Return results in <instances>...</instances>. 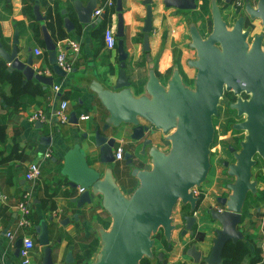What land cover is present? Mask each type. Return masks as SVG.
<instances>
[{
    "label": "water",
    "instance_id": "95a60500",
    "mask_svg": "<svg viewBox=\"0 0 264 264\" xmlns=\"http://www.w3.org/2000/svg\"><path fill=\"white\" fill-rule=\"evenodd\" d=\"M71 14L77 26L84 28L99 21L98 15L91 19L96 0H69ZM145 16L140 27L141 48L147 50V35L151 22V0H143ZM167 7L178 10H196L204 18L203 9L208 12L209 30L200 31V24L187 13L185 17L188 43L194 52L186 64L193 69L191 84H186L176 66L171 67L168 77L161 81L148 64L142 92L134 94L125 74V60L128 52L122 41L121 1L114 0L115 25V77H108V83L85 71L78 76L85 91L94 95L106 114L100 126L94 128L92 142L98 150L97 167L87 164L84 153L75 143L63 155L61 172L66 175L71 187L78 185L82 190L72 197L76 206L90 203L97 198L109 222L106 227H97L98 245L88 264H139L143 257L150 264L161 261L162 252L153 254L154 235L160 231L165 244L171 243V232L178 226L172 221L175 203L186 206L181 215L183 226L179 235L192 232L195 224V210L201 199L193 195L192 187H199L207 181L209 170V148L214 134L212 117L217 114V104L223 91H231L234 99L227 106L240 117L229 126L241 130L237 147L228 144L231 160L220 159L224 174L231 180L224 184L227 192L216 197L217 207H207L205 212L219 223L211 238L206 255L195 247L187 245L186 254L194 263L219 264L221 249L227 241L242 238L241 229L236 227L241 220L242 206L248 194L257 192L258 179L253 178L252 168L257 162H264V0H240L234 9H241L228 24L222 15V7L230 0H161ZM239 7V8H237ZM62 24L66 31L74 27L73 21L60 9ZM33 20L39 22L41 39L47 55L50 70L65 73L55 62V42L47 31L46 14H40L37 3L31 5ZM250 21L244 27V20ZM258 21L260 31L252 32ZM200 22V21H199ZM28 53L20 59L22 46L17 42L14 30L10 45L5 48L0 40V59L6 64L7 72L19 71L21 84L29 79L51 83V77L42 75L32 67ZM247 97H241L240 93ZM74 112H70V118ZM142 120V121H140ZM119 124L129 126V137L139 142V154L146 156L145 163L138 166L130 151L122 155L128 173L136 178V184L124 192L112 172V146L114 138L106 129ZM157 130L163 143H153L147 136ZM165 142V143H164ZM221 206V207H220ZM75 216V215H74ZM48 217L33 226L35 239L40 246V264H54L49 244ZM20 237L14 241V255H18ZM65 263L73 261L70 251L64 257Z\"/></svg>",
    "mask_w": 264,
    "mask_h": 264
},
{
    "label": "crops",
    "instance_id": "0c3cea01",
    "mask_svg": "<svg viewBox=\"0 0 264 264\" xmlns=\"http://www.w3.org/2000/svg\"><path fill=\"white\" fill-rule=\"evenodd\" d=\"M26 1L30 9L33 3H37L40 14H46L47 8L52 9L53 29L51 31L46 28L55 42V47L63 46L65 39H73L77 41L78 49L73 52L67 48L65 51L66 59L70 63L68 71H65L63 75L53 73L47 64L39 22L34 21L32 15L23 12L21 0H0V40L3 46L9 47L15 30L17 42L22 46L20 59L28 53L24 47H29L32 67L38 69L40 74L51 77L50 84L32 78L21 84L20 72H7L6 64L0 59L4 71L15 73L14 75L19 78V85L23 88L18 105H4L1 93L6 94L9 91V82L6 79H0V124L4 126V136L0 141V156H9L0 161V264H19L18 255H14V241L23 235L33 239L27 264H40L41 248L36 243L33 226L40 220L46 221L48 217H51L48 221V239L52 246L53 263L88 264L98 245L96 228L106 227L109 217L99 206L97 198L80 206H76L71 201L72 197L80 192L79 186L69 185L66 175L61 172V167L64 153L75 143L84 153L87 164L97 167L98 150L93 145L92 133L95 127L101 125L106 111L94 95H89L85 91L78 76L89 70L106 84L109 81L108 77L112 79L115 77L117 64L115 47L107 49L103 46L102 30L99 29L100 20L105 18L104 27L109 26L114 30V0L108 7L102 6L104 0H96V8L102 7L100 11L102 16L94 25H86L84 28L77 26L71 14L69 0ZM120 1L123 24L121 38L128 52L125 60V74L133 93L142 92L146 67L150 63L161 81L168 77L173 66L177 67L182 80L185 81L184 76L193 70L186 64V60L194 54L193 50L187 46L185 17L189 13L200 24V31L205 33L210 27L206 9L203 10V18L202 15L197 16L196 10H178L171 6L165 7L161 0H151L148 48L143 50L140 27L145 16V4L143 0ZM222 1L217 0L220 4ZM235 1L230 0V4L227 7L224 5L221 9L222 15L227 17L228 24L241 10L234 9ZM54 7H58L59 12L57 24ZM62 8H66V13L74 23V27L69 31H66L62 24L63 14L60 12ZM98 15L95 17L91 15V19H95ZM46 21L47 17L43 22ZM32 22L37 23L39 33H34L30 26ZM249 22L246 18L244 27ZM255 23L257 24L252 32H258L261 29L257 20ZM60 34L62 37L59 36ZM35 49H39L40 52L34 53ZM190 51L191 56H189ZM54 85L57 89L53 88ZM61 100L66 101L64 108L66 120L63 122L57 121L53 116V109ZM35 111H39L42 118H30ZM70 112H74L75 118H70ZM79 115H87V117L79 118ZM129 132V126L125 124L106 129L107 135L114 138L112 150L115 145H121L123 152L130 151L137 165L142 166L146 156L138 153L139 142L130 139ZM147 136L153 143L163 145L159 131L154 130ZM240 137L235 139L238 140ZM224 138L230 142L234 137L231 133H227ZM222 156L224 153L221 150L218 157ZM217 160V165L211 164L207 172L209 173L207 181L201 184V199L195 210L196 218L192 232L186 231L183 235H179L183 226L181 215L186 213L187 207L176 203L171 216L178 227L171 232L170 245L165 244L161 235L155 239L152 251L153 254L162 252V264H204L202 261L194 263L185 250L187 245L194 244L202 255H206L214 235L213 230L219 227V223L205 212L207 207L217 206L214 205L216 197L222 192V186L231 180V177L227 178L223 173L224 167L220 163V158ZM29 162H36L39 167L38 176L31 181L23 177L24 169ZM112 172L122 191L128 192L136 184V178L128 173V167L122 158L113 160ZM252 173L253 178L258 179V190L254 194H248L242 206L241 220L236 226L241 229V240L247 248L239 264H249L250 260L257 256L260 257V264H264V248L260 246V240L264 235V162L258 161L256 167L252 168ZM25 192H29L27 198ZM20 201H25L27 210L24 213L18 208ZM67 251H70L73 258V261L69 263L64 261ZM85 254L88 255L85 256ZM147 264H150L148 260Z\"/></svg>",
    "mask_w": 264,
    "mask_h": 264
},
{
    "label": "built area",
    "instance_id": "2783aa9c",
    "mask_svg": "<svg viewBox=\"0 0 264 264\" xmlns=\"http://www.w3.org/2000/svg\"><path fill=\"white\" fill-rule=\"evenodd\" d=\"M235 4L239 3V0H236L234 2ZM112 5V0H104L102 6H111ZM102 10V7L94 8L91 12V15L93 17L97 16L100 11ZM101 39L103 46L107 49H113L115 47V36H114V30L109 27L105 26L102 29L101 32ZM64 45L63 46H56L55 47V62L56 64L64 71H68L70 69V63L66 59V49L69 48L71 51L75 52L78 49V43L76 40L73 39H65L64 40ZM39 49H35L34 53H39ZM54 89H57V86H53ZM66 106V101L61 100L58 105L53 109V116L57 121L63 122L66 120V114L64 111V108ZM87 115H79V118H86ZM30 118H42V115L39 111H35L30 115ZM123 155V148L121 145L117 144L113 147L112 150V156L113 160H119L122 158ZM39 174V167L36 162H29L23 172V177L31 181L35 179ZM82 188L78 187V191H81ZM191 192L193 195H199L201 194L200 187H192ZM29 192H25V196L27 198ZM18 208L19 210L24 213L27 210L25 201H20L18 203ZM260 246L264 248V235L262 239L260 240ZM33 247V239L30 236L23 235L21 236L20 239V245L18 247V257H19V264H27L29 261V253L30 250Z\"/></svg>",
    "mask_w": 264,
    "mask_h": 264
},
{
    "label": "trees",
    "instance_id": "16d2710c",
    "mask_svg": "<svg viewBox=\"0 0 264 264\" xmlns=\"http://www.w3.org/2000/svg\"><path fill=\"white\" fill-rule=\"evenodd\" d=\"M21 2H22L23 12L31 16L32 14H31L30 5L27 3L26 0H21ZM53 12H54V16L56 18L55 20L57 24L59 21L58 20L59 18L58 7H54ZM51 13H52V9L47 8V11H46L47 21L45 22V25L47 28H49L52 31L54 20H52ZM105 20L106 19L103 18L99 22L100 31L103 29L105 25ZM30 26L33 28L35 34L39 33V28L36 22L30 23ZM59 36L62 37V34H60ZM14 74L15 73L5 72L3 69V65L0 64V79H6L9 82V91L6 94L1 93V99L4 105L16 106L20 102L19 96L23 92V88L19 85L18 76ZM3 136H4V126L3 124H0V141L3 139ZM8 157L9 156H0V161ZM246 252H247V248L246 246L243 245L241 239H237L233 242L230 240H227L222 246L221 254H220L221 261L219 264H239V262H241L242 260L243 255L246 254ZM256 252H258V250ZM87 255L88 254H85V256ZM259 260H260L259 256L253 257L250 260L249 264H260ZM139 264H147V260L143 257L142 259H140ZM154 264H162V263L161 261L157 260Z\"/></svg>",
    "mask_w": 264,
    "mask_h": 264
},
{
    "label": "rangeland",
    "instance_id": "374dc122",
    "mask_svg": "<svg viewBox=\"0 0 264 264\" xmlns=\"http://www.w3.org/2000/svg\"><path fill=\"white\" fill-rule=\"evenodd\" d=\"M191 55H192V52L190 51L189 56H191ZM191 78H192V70H191L190 74H187L184 76V80L188 83L191 81ZM238 119H240V117L236 116L235 112L228 108L227 99L225 97L220 98L219 102L217 104V114L212 117L214 134H213L212 142L209 146L210 150H212L211 155L209 156V162H210L209 168L211 167V164L217 165V162H218L217 159L218 158H220V159L226 158L228 160H229V158H231V155L228 153V151L226 149V144H231V145L237 147V139H235V137L241 136L242 131L241 130H235V129L231 128L229 126V123L231 121H236ZM227 133H231L232 136L234 137L233 139H231L230 142H228L224 138L225 134H227ZM221 150L224 153V156L218 157V153H220ZM227 156H228V158H227ZM258 160L260 161V159H258ZM254 167H256V166H254ZM223 173H224V170H223ZM208 174L209 173H207V176H208ZM227 178H230V177L227 176ZM202 185H203V183H202ZM199 187H201V185ZM222 187H223V190H221L222 192L220 193L219 196H222L227 192V189L224 187V185ZM201 189H202V187H201ZM201 193H202V191H201ZM214 205H217L216 201H215ZM215 207L219 208V206H215ZM160 234H161L160 231L156 232V234L154 235V241L156 238H159ZM30 252H31V250H30ZM29 258H30V253H29Z\"/></svg>",
    "mask_w": 264,
    "mask_h": 264
},
{
    "label": "flooded vegetation",
    "instance_id": "af4514ba",
    "mask_svg": "<svg viewBox=\"0 0 264 264\" xmlns=\"http://www.w3.org/2000/svg\"><path fill=\"white\" fill-rule=\"evenodd\" d=\"M194 55V54H193ZM192 75H193V70H192ZM185 82V81H184ZM186 84H191V81L190 82H185ZM240 96L241 97H247V94L246 93H243V92H241L240 93ZM222 97H225L226 99H227V103H228V101H231V100H233L234 99V96H233V94L231 93V91H223V96ZM221 97V98H222ZM226 149H227V145H226ZM200 195V197H201V194H199ZM178 203V202H177ZM176 204V203H175Z\"/></svg>",
    "mask_w": 264,
    "mask_h": 264
}]
</instances>
